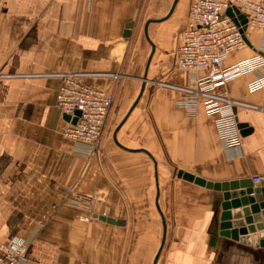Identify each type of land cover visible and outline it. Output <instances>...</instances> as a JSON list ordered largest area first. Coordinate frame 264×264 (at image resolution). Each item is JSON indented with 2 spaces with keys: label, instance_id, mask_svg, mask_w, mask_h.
Segmentation results:
<instances>
[{
  "label": "crops",
  "instance_id": "crops-1",
  "mask_svg": "<svg viewBox=\"0 0 264 264\" xmlns=\"http://www.w3.org/2000/svg\"><path fill=\"white\" fill-rule=\"evenodd\" d=\"M173 2L0 0V241L24 240L27 264H154L164 235L156 264H264L261 231L251 243L221 234L224 192L179 176L264 179V86L249 90L264 68L224 87L238 122L251 129L240 147L226 148L202 105L192 115L179 103L178 86L191 83V72L176 65L189 19L179 0L170 17L148 26L156 47L149 80L117 129L152 50L146 22L166 18ZM262 37L252 38L259 50ZM255 53L236 51L225 66ZM63 73L114 95L97 153L65 136L56 105ZM77 195L92 199L91 211L72 204Z\"/></svg>",
  "mask_w": 264,
  "mask_h": 264
},
{
  "label": "built area",
  "instance_id": "built-area-1",
  "mask_svg": "<svg viewBox=\"0 0 264 264\" xmlns=\"http://www.w3.org/2000/svg\"><path fill=\"white\" fill-rule=\"evenodd\" d=\"M230 8L234 16L227 13ZM240 15L245 16L246 24L242 23ZM256 33L262 34L264 39V0H189V19L180 32L175 58L178 68L191 72V83L178 86L183 94L179 103L192 115L202 105L213 117L218 136L226 148L240 147L243 137L234 110L236 104L226 97L224 87L233 78L264 68V55L261 53L264 50H259L252 41ZM246 48L260 53L225 66L234 52ZM58 76L62 78V84L56 105L70 117L65 136L86 146L89 154L97 153L114 105V95L90 86L82 74L63 73ZM263 86L264 72L249 83V90L257 91ZM260 180V177L254 178L256 182ZM77 201L81 203L77 204ZM72 204L89 212L91 210L86 206L92 204V199L77 196ZM91 213L83 215L84 220L89 221ZM26 252L24 240L0 241V264H27ZM76 264L87 263L81 261Z\"/></svg>",
  "mask_w": 264,
  "mask_h": 264
},
{
  "label": "water",
  "instance_id": "water-1",
  "mask_svg": "<svg viewBox=\"0 0 264 264\" xmlns=\"http://www.w3.org/2000/svg\"><path fill=\"white\" fill-rule=\"evenodd\" d=\"M179 0H174L173 6L167 15L166 18L162 19H150L146 22L145 25V34L152 46V50L146 65L145 74L142 78V86L137 96L135 102L131 106L127 116L121 122L117 129L121 127V125L125 122L129 114L133 111L136 105L139 103L141 97L146 88V84L148 82V72L150 68V64L152 58L154 56L156 47L151 38L149 37L148 33V26L152 21H162L167 19L173 13L176 5L178 4ZM227 13L231 16H234L233 10L230 8L228 9ZM242 19V23L246 24V18L244 15L239 16ZM134 22L131 21L127 23V32L126 34H130V29L133 27ZM244 28L246 26L244 25ZM246 41L250 44L249 40ZM264 55V52H261ZM236 112V111H235ZM80 114V112H77ZM67 120L70 119L68 115H65ZM77 118L74 119V122ZM238 120V119H237ZM238 126L241 130L242 135H246L248 132L251 131L246 129L248 125L246 123L238 122ZM115 140H116V133H115ZM117 141V140H116ZM179 176L185 178L188 181L194 182L200 186H204L206 188L215 189L224 192V201L221 204L222 212H221V234L227 237H231L236 240H241L243 242L248 241L249 243L252 242L251 234L256 233L257 231H261V245L264 246V179L261 178L259 182L256 184L250 180H234V181H223V182H213L203 178L201 176L192 174L190 172H185L184 170L179 171ZM256 185V187H255ZM242 189V190H240ZM102 220L111 222V223H118L123 224V220H115L113 218H109L105 215H98ZM163 243L158 252V255L155 258V263H157L158 258L160 256V252L165 242V235L163 238Z\"/></svg>",
  "mask_w": 264,
  "mask_h": 264
},
{
  "label": "rangeland",
  "instance_id": "rangeland-1",
  "mask_svg": "<svg viewBox=\"0 0 264 264\" xmlns=\"http://www.w3.org/2000/svg\"><path fill=\"white\" fill-rule=\"evenodd\" d=\"M179 4H189V0H180V2H179ZM114 103H115V99H114ZM114 106V105H113ZM113 106H112V108H111V110H110V113H111V111H112V109H113ZM110 113H109V115H110ZM109 118V117H108ZM107 122H108V119H107ZM107 122L105 123V127H104V131H105V128H106V126H107ZM103 136H104V133H103ZM103 136H102V139H101V143H100V145H99V150H100V148H101V145H102V140H103ZM78 143V142H77ZM80 144V143H79ZM98 150V151H99ZM78 196V198H80V196H84V195H77ZM79 203H81V201H77V204H79ZM74 205V204H73ZM76 208H78V209H81V207H79V206H76V205H74ZM85 210V209H84ZM83 215H85V214H83ZM83 215H80L79 216V219L80 220H82V221H85V222H87L86 220H84V217H82ZM89 220H91V218L89 219ZM28 254V250H27V252H26V255Z\"/></svg>",
  "mask_w": 264,
  "mask_h": 264
}]
</instances>
